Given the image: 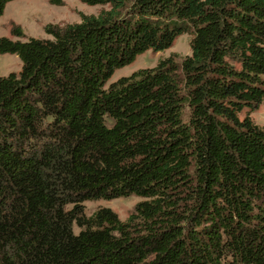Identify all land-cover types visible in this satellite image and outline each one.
Listing matches in <instances>:
<instances>
[{"label": "trees", "instance_id": "1", "mask_svg": "<svg viewBox=\"0 0 264 264\" xmlns=\"http://www.w3.org/2000/svg\"><path fill=\"white\" fill-rule=\"evenodd\" d=\"M81 1L108 7L0 37V264H264V0Z\"/></svg>", "mask_w": 264, "mask_h": 264}, {"label": "rangeland", "instance_id": "2", "mask_svg": "<svg viewBox=\"0 0 264 264\" xmlns=\"http://www.w3.org/2000/svg\"><path fill=\"white\" fill-rule=\"evenodd\" d=\"M53 3L51 0H13L5 8L0 17V37L7 36L12 39L26 40L28 37H48L45 28L50 24L64 25L79 22L84 14H97L101 9L108 6L89 5L81 0H60ZM21 27L24 31L22 37L15 36L13 30ZM191 36L182 34L178 36L173 45L163 51L148 50L139 55L136 60L120 69H117L110 82L116 81L122 76H129L140 69L155 66L160 59L174 56L181 60L184 56L191 54ZM22 63L16 54L0 55V76L8 75L10 72L19 71ZM253 118L259 124L264 125V104L252 113ZM144 198L131 195L111 200H87L84 202L86 213L93 214L100 207H110L123 220L134 211L138 202ZM78 230V228H76Z\"/></svg>", "mask_w": 264, "mask_h": 264}]
</instances>
